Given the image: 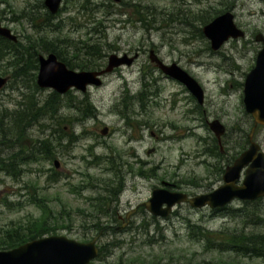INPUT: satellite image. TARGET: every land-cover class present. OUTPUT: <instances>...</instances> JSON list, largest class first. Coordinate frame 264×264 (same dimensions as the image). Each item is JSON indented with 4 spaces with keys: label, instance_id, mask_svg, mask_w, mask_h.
I'll use <instances>...</instances> for the list:
<instances>
[{
    "label": "rangeland",
    "instance_id": "obj_1",
    "mask_svg": "<svg viewBox=\"0 0 264 264\" xmlns=\"http://www.w3.org/2000/svg\"><path fill=\"white\" fill-rule=\"evenodd\" d=\"M42 1L0 0V21L18 36V42L28 43L27 35L37 43L49 38L74 64L85 60L94 67L74 70L106 68L113 54L139 56L132 65L115 67L100 86L61 95L58 114L26 120L21 139L10 130L15 111L21 104H42L52 91L35 89L39 67L31 75L16 76L19 57L10 53L0 60L4 73L0 75L10 77L0 89V159L9 168V157L16 151L14 145L1 146L6 131L5 140H21L24 152L20 156H25L21 162L16 160L15 174L0 169V237L10 228L27 227L37 219L42 214L41 200L48 219V231L42 236L62 235L82 242L97 236L98 246L105 245L106 253L93 260L95 264H212L221 260L264 264V257L209 248L202 235L210 232L220 239L219 233L263 234L264 225L258 223L263 217L255 212L264 211V197L256 200L259 206L248 204L238 212L246 205L236 199L229 205L235 212L219 214L185 203L167 217H157L142 206L163 180L191 195L209 192L224 183L226 168L251 141L264 150V126L258 125L250 138L254 118L243 101L246 75L262 48L256 35L264 34V0H63L58 14L48 20L49 26H44L48 9ZM227 10L234 13V22L245 36L213 50L202 31L207 24L202 18L209 23ZM23 12L34 14L35 21L23 17ZM85 42L96 43L99 54L73 58L74 50L83 48ZM151 51L194 76L205 90L204 102H197L182 83L165 76L151 62ZM86 96L95 112L83 117L80 112L84 110L74 104ZM215 119L226 127L220 143L209 127ZM105 126L109 132L103 135ZM39 139L51 140L55 159L27 161L31 148L37 154ZM110 155L116 156V164L109 161ZM116 171L124 190L107 213H96L90 197L104 196L108 183L117 186ZM127 215L130 219L125 223ZM99 221L107 231L99 233L95 226ZM199 227V234L192 233Z\"/></svg>",
    "mask_w": 264,
    "mask_h": 264
},
{
    "label": "water",
    "instance_id": "obj_2",
    "mask_svg": "<svg viewBox=\"0 0 264 264\" xmlns=\"http://www.w3.org/2000/svg\"><path fill=\"white\" fill-rule=\"evenodd\" d=\"M63 0H44L45 5L52 14L58 12ZM204 35L210 40L213 50L219 49L230 39L245 36L243 29L234 22L231 11L216 16L202 28ZM0 36L18 41V36L0 21ZM257 41L262 42L258 52L256 64L247 74L244 83L245 109L254 118L250 138L258 125L264 126V34L256 35ZM138 53L129 57L127 54L110 56L106 68L98 70H74L60 60L54 52L47 55L40 54L37 84L41 88H50L59 94H65L76 88L86 92L90 86H100L102 76L111 72L115 67L123 64L131 65ZM150 60L163 73L183 83L187 89L202 104L204 102V89L196 78L180 67L177 63H164L153 51ZM7 82V78L0 76V88ZM210 128L221 142L226 128L220 120L209 123ZM109 127L105 126L102 134H107ZM56 167L59 162L55 160ZM245 169V171H244ZM243 179L242 181V175ZM224 183L211 192L197 194L189 197L184 192H173L163 188L153 190L151 197L143 205L154 215L166 217L172 207L178 203L188 202L192 207L222 208L233 199L255 200L264 197V151L258 142L251 141L248 149L242 152L226 168L223 176ZM129 218V215H127ZM98 237L89 242H82L62 235L45 236L25 242L9 250H0V264H95L99 249L96 245Z\"/></svg>",
    "mask_w": 264,
    "mask_h": 264
},
{
    "label": "trees",
    "instance_id": "obj_3",
    "mask_svg": "<svg viewBox=\"0 0 264 264\" xmlns=\"http://www.w3.org/2000/svg\"><path fill=\"white\" fill-rule=\"evenodd\" d=\"M42 7H45L44 1L41 2ZM24 16L27 17V19L30 22L35 21L34 14L32 13H26L23 12ZM56 15H52L51 13H47V21L45 22L44 26H49L48 23L49 19H53ZM142 21H147L145 16L140 17ZM202 23H208V20L206 18H202ZM33 25H36V23H33ZM202 34V32H201ZM29 39V42H25V44H22L21 42L14 43L6 38L0 37V59H4L6 55H9L10 53H14L19 57V62L16 64L18 65V68L16 70V76H22V75H31L34 70H37L38 65V55L41 52H54L57 54L58 58L64 61L70 68H79V69H92L94 68L91 64L86 62L85 60H81V62H76L74 64L71 59H67V56L65 55L64 49L57 46V43L49 38H40L38 39V43L31 40L30 35L26 36ZM96 43L90 44L86 43L84 44L83 48L79 47L74 50L73 54L71 55L73 58L76 57L79 54L85 55V59H87V55L95 56L99 54L98 46H96ZM15 75V74H14ZM35 73L33 75V80L35 81ZM35 89L38 90L39 87L35 83ZM61 94L52 91L49 93V95L43 100L42 104L40 102H32L31 107L28 104H21V107L18 108L15 112V116L13 119V125L12 128L17 129V133L21 138H23V132L22 127L25 124L24 122L28 119L36 118L44 116L47 114H51L52 117L56 116L58 114V111L60 109V103L62 101ZM79 105H75L79 110H84L83 112H80V114L84 117H88L95 112V107L93 106L92 102L90 101L89 97L86 96L83 100L79 101ZM38 103V104H37ZM33 121V119L31 120ZM1 123V120H0ZM29 125V124H27ZM2 125L0 124V132L2 130ZM6 131V130H3ZM22 132V133H21ZM246 136V135H245ZM248 136H246V140L248 141ZM4 139H1V142ZM38 147H37V154L33 152V160L36 158H43L45 160H53L56 158V149H53V146L50 144L51 140H37ZM50 145V147H49ZM16 157L13 156V159L9 161V168L6 166V164H3V161L0 159V169L6 170L8 172L15 174V165L17 164L15 159ZM120 158L122 156L120 155ZM109 161L112 164H116V156L110 155L108 157ZM123 164H125V161L123 160ZM153 170V169H152ZM56 179V175L55 178ZM108 187L104 188L103 195L104 196H95L90 197V203L94 205V210L96 213L99 214H105L109 211V206L114 200H119L120 194H121V186H115L113 187V182L107 184ZM37 201V200H36ZM259 201V200H258ZM260 202V201H259ZM259 202L252 201V202H244L245 207L239 208L236 210L243 211L246 207L249 205L255 204L256 206H259ZM38 207L42 209V214L30 224L27 225V227H23L21 225H18L16 228H10L5 232L4 236L0 237V250H9L12 248H15L29 240L41 237L42 234H45V231H48L47 223V215H46V209L42 205L41 200L38 202ZM249 204V205H248ZM222 211V210H219ZM235 212L233 207H226L223 209L220 213H230ZM256 215L259 217H263L262 219H258V223H262L264 225V211L262 212H255ZM219 214V213H218ZM247 214H250L247 211ZM96 222L95 226L99 227V233L101 231H107V228L104 227V224ZM199 230H193L192 233H198L201 232L200 227ZM114 232V231H113ZM212 233L205 234L203 231V238L206 240L207 247L209 248H220L223 251H229L234 252L236 255H242V256H258V257H264V232L263 234H257L255 232L251 233H245L243 231L241 232H233L230 234H224L219 233L218 239L216 236H211ZM105 245L99 246V255L98 258H103V255H105ZM232 261L230 260H221L212 262V264H231ZM204 264V263H201Z\"/></svg>",
    "mask_w": 264,
    "mask_h": 264
},
{
    "label": "flooded vegetation",
    "instance_id": "obj_4",
    "mask_svg": "<svg viewBox=\"0 0 264 264\" xmlns=\"http://www.w3.org/2000/svg\"><path fill=\"white\" fill-rule=\"evenodd\" d=\"M16 112V111H15ZM14 116H15V114H14ZM14 119V118H13ZM10 130H13L14 131V133H15V137L16 138H20L21 139V137L19 136V134L17 133V129H15V128H11ZM7 132V131H6ZM4 133L3 135H4V140L1 142V146L2 145H7V147L6 148H9V147H11V145H14V147L16 148V151L13 153V155H12V159H13V156H15L16 158L15 159H19L20 160V162L21 161H23L24 159H25V156H23L22 155V157L20 156V153H22L23 154V152H24V148H23V145H22V143H21V140H20V142L19 143H17L16 141H13V142H11L10 140H5V136H6V134L7 133ZM30 148H31V146H30ZM27 150L28 149H26V152H27ZM32 156H33V150H32V148H31V152H30V154L27 156V161H29V160H33V158H32ZM3 159V158H2ZM9 159H10V161L12 160L11 159V157H9ZM117 160V159H116ZM122 160V162H123V159H121ZM4 161H5V159H3V164L5 165V163H4ZM125 161V160H124ZM126 162V161H125ZM125 165V164H124ZM116 176H117V178L119 177V173H118V171H116ZM119 179V178H118ZM114 181V180H113ZM117 182V186H121V193L123 192V190H124V187H125V183L124 182H122V180L121 179H119L118 181H116ZM175 185L176 184H171V183H169L168 181H164L163 180V182H162V186H159V187H165V188H168V189H170V190H173V192H175V191H179V190H175L174 189V187H175ZM116 186V187H117ZM156 188V187H155ZM154 189V188H153ZM153 191V190H152ZM190 196H194V195H191V194H189ZM196 195V194H195ZM142 206H143V204H142ZM139 207L140 206H138V210H139ZM205 208V207H204ZM209 208V207H208ZM146 209V208H145ZM210 209V208H209ZM212 210H221L220 208H218V209H212ZM127 220H126V222L125 223H128L129 222V219H128V217L126 218Z\"/></svg>",
    "mask_w": 264,
    "mask_h": 264
},
{
    "label": "bare ground",
    "instance_id": "obj_5",
    "mask_svg": "<svg viewBox=\"0 0 264 264\" xmlns=\"http://www.w3.org/2000/svg\"><path fill=\"white\" fill-rule=\"evenodd\" d=\"M116 230H114V232H115Z\"/></svg>",
    "mask_w": 264,
    "mask_h": 264
}]
</instances>
